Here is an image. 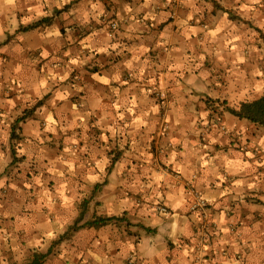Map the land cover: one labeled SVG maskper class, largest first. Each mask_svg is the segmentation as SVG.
<instances>
[{
	"label": "crops",
	"instance_id": "crops-1",
	"mask_svg": "<svg viewBox=\"0 0 264 264\" xmlns=\"http://www.w3.org/2000/svg\"><path fill=\"white\" fill-rule=\"evenodd\" d=\"M263 95L264 0H0V264H264Z\"/></svg>",
	"mask_w": 264,
	"mask_h": 264
},
{
	"label": "trees",
	"instance_id": "trees-1",
	"mask_svg": "<svg viewBox=\"0 0 264 264\" xmlns=\"http://www.w3.org/2000/svg\"><path fill=\"white\" fill-rule=\"evenodd\" d=\"M40 105H41V103L36 105L29 112L25 113L24 116H22L20 119L17 120L16 124L18 125L20 122H23L24 120H26L29 116H31L33 114V112ZM231 113L240 119L247 120L256 126L264 128V95L261 98L257 99L256 101L243 103L239 110L233 109V110H231ZM12 138L13 139L16 138L15 137V128H14V131L12 134ZM82 220H83V214L80 216V218H78L76 223L71 227V230L72 231L77 230L79 228V224H80V222H82ZM111 220H112V218H108V219L100 218V219H96V221L91 222L89 224L90 225L91 224L101 225V224H105L107 221H111ZM44 258H45V255L36 254L34 257V260L30 264H41V260H43Z\"/></svg>",
	"mask_w": 264,
	"mask_h": 264
},
{
	"label": "built area",
	"instance_id": "built-area-1",
	"mask_svg": "<svg viewBox=\"0 0 264 264\" xmlns=\"http://www.w3.org/2000/svg\"><path fill=\"white\" fill-rule=\"evenodd\" d=\"M194 196V202L191 206V211L193 213H198L200 217L202 218V223H203V231H202V237L201 239L206 238L207 230L209 229V226L206 224L207 223V217L209 216V211H210V205L208 201L199 193L193 192ZM158 211L164 214H168L169 211L167 207L165 206H159Z\"/></svg>",
	"mask_w": 264,
	"mask_h": 264
}]
</instances>
